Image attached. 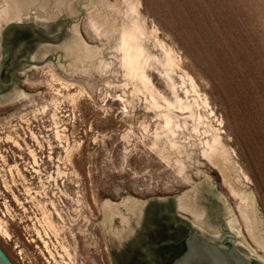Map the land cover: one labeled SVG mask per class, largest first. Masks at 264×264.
I'll list each match as a JSON object with an SVG mask.
<instances>
[{
  "label": "rangeland",
  "instance_id": "obj_1",
  "mask_svg": "<svg viewBox=\"0 0 264 264\" xmlns=\"http://www.w3.org/2000/svg\"><path fill=\"white\" fill-rule=\"evenodd\" d=\"M30 13L63 35L0 94L12 262L111 264L170 202L264 264V0H0V42Z\"/></svg>",
  "mask_w": 264,
  "mask_h": 264
},
{
  "label": "water",
  "instance_id": "obj_2",
  "mask_svg": "<svg viewBox=\"0 0 264 264\" xmlns=\"http://www.w3.org/2000/svg\"><path fill=\"white\" fill-rule=\"evenodd\" d=\"M33 18L34 14L30 13L20 22L8 24L2 31L0 94L18 88L14 74L33 65L29 57L35 45L42 42L56 43L63 35L55 23L51 24L49 30H43L39 24L33 25ZM186 227H194L206 237L222 236H209L186 218L176 215L173 203H150L135 234L111 254V264H168L171 257L182 250ZM191 236L192 243H187L184 254L172 264H248L246 259L236 253L235 246L231 250H223L196 234L192 233ZM255 262L262 264L256 257ZM0 264H15L1 246Z\"/></svg>",
  "mask_w": 264,
  "mask_h": 264
},
{
  "label": "flooded vegetation",
  "instance_id": "obj_3",
  "mask_svg": "<svg viewBox=\"0 0 264 264\" xmlns=\"http://www.w3.org/2000/svg\"><path fill=\"white\" fill-rule=\"evenodd\" d=\"M3 70V64L0 66V76ZM1 77H0V84H1ZM187 233L186 235L182 238V250L179 253H176L173 255L169 261L168 264H172L177 258L182 256L184 252L186 251V245L188 242L192 243V233L200 236L202 239L206 240L207 242H212L213 244L217 245L218 247L222 248L223 250H231L233 249V246H235L236 253L246 259L248 264H256L255 262V257L251 253H249L242 245H240L237 242V236L233 234L231 231H226L221 237H206L195 229L194 227H186Z\"/></svg>",
  "mask_w": 264,
  "mask_h": 264
}]
</instances>
